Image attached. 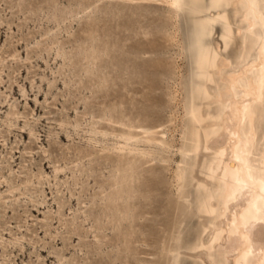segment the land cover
Listing matches in <instances>:
<instances>
[{"label": "rangeland", "instance_id": "374dc122", "mask_svg": "<svg viewBox=\"0 0 264 264\" xmlns=\"http://www.w3.org/2000/svg\"><path fill=\"white\" fill-rule=\"evenodd\" d=\"M135 1L0 0V264H233L239 242L228 220L247 194L218 214L214 156L228 136L206 87L220 63L204 41L210 30L194 32L189 16ZM207 1L217 10L212 39L228 52L238 19L227 22L224 0ZM201 99L206 108L191 128L187 108ZM110 121L130 123L135 135L158 132L171 148L140 145L148 155L131 157L130 172L115 161ZM186 126L197 137L194 159L178 152ZM53 166L64 170L55 175ZM112 190L121 195L113 204ZM195 224L198 250L165 257L164 246L194 238L175 241ZM249 233L257 255L264 223Z\"/></svg>", "mask_w": 264, "mask_h": 264}, {"label": "bare ground", "instance_id": "6f19581e", "mask_svg": "<svg viewBox=\"0 0 264 264\" xmlns=\"http://www.w3.org/2000/svg\"><path fill=\"white\" fill-rule=\"evenodd\" d=\"M80 1L94 5L108 0ZM121 2L137 3L135 0H121ZM144 2L168 6L174 9L176 14L189 16L194 32L202 27L210 30L209 36L205 37L204 41L206 39L211 41L216 60L220 63H216L214 68H211L212 78L207 81L206 87L207 92L212 96L211 104L219 105V109L214 111L213 120L218 123L220 130L226 131L228 136L227 147L217 151L214 156V165L221 171L220 179L223 181L222 194L216 199L218 214L224 216L230 203L247 194L246 206L232 213L228 220V237L236 236L239 242L233 264H264V249L257 255L254 253L249 233L253 224L264 223V115L262 116L259 111L261 106H264V0H224V4L230 8L225 12L227 22L233 25L232 17L236 16L238 19L232 31L233 39L228 52L222 51L221 42L217 38H214V41L212 39L217 35L212 29V23L216 20L214 13L217 10H214V5L210 1L145 0ZM196 44L202 48L206 42L204 44L200 40ZM201 101L202 99L194 100L187 108V115H192V121L189 123L191 128L200 120L202 108H206L205 103ZM225 110L229 112L228 119L224 117ZM110 123L116 129L112 134H117L118 138L114 147L115 161L119 167L122 164L121 166L126 167L130 172H132V168H129L131 157L141 158L148 155L138 148L140 145L156 149L171 148L164 136H157L158 132L144 130L139 133L140 135H135L130 123L126 124L122 121H110ZM98 134L106 136L104 131H98ZM196 142V135H190L186 126L178 152L194 159L197 148H193L192 145ZM183 163L180 162L181 167ZM192 164L194 162L190 161L188 168L184 166L188 177L191 173L189 166ZM53 168L55 175L64 170L58 166ZM41 177L42 173H39L38 178ZM22 184L26 186L27 181H23ZM16 187L18 186H11L9 193H13L11 189ZM128 192H126L125 206L132 200ZM107 196L112 204L121 198L117 190H112ZM113 210L117 212L119 207L115 206ZM187 233L189 236L194 235V238L176 247L164 246L163 255L166 257L169 251L175 249L195 253L199 248L200 238L197 224L193 227L189 225L185 233L180 231L175 241L183 239ZM100 245L102 244L98 242L97 246ZM70 264H73V261ZM174 264L184 263L175 260Z\"/></svg>", "mask_w": 264, "mask_h": 264}]
</instances>
